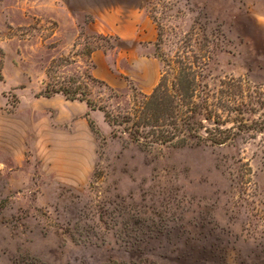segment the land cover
<instances>
[{
    "label": "rangeland",
    "instance_id": "1",
    "mask_svg": "<svg viewBox=\"0 0 264 264\" xmlns=\"http://www.w3.org/2000/svg\"><path fill=\"white\" fill-rule=\"evenodd\" d=\"M60 10L0 0V264H264V0H153L152 54L123 52L104 70L95 51L137 45L61 27ZM184 47L210 50L212 89L233 77L257 90L252 139L147 148L114 137L99 107L129 111L158 85L159 57ZM142 55L155 59L133 67ZM46 93L62 103L47 108Z\"/></svg>",
    "mask_w": 264,
    "mask_h": 264
},
{
    "label": "trees",
    "instance_id": "2",
    "mask_svg": "<svg viewBox=\"0 0 264 264\" xmlns=\"http://www.w3.org/2000/svg\"><path fill=\"white\" fill-rule=\"evenodd\" d=\"M201 51L184 47L170 59L159 57L163 70L158 85L124 114L113 115L99 107L114 128V137L127 136L147 148L232 146L252 139L256 128L244 115L253 112L251 98L257 90L249 86L246 94L241 80L233 77L212 89L206 82L210 73L206 59H211V52ZM80 100L96 109L89 100ZM90 125L94 129L93 121ZM263 131L264 120L258 129Z\"/></svg>",
    "mask_w": 264,
    "mask_h": 264
},
{
    "label": "crops",
    "instance_id": "3",
    "mask_svg": "<svg viewBox=\"0 0 264 264\" xmlns=\"http://www.w3.org/2000/svg\"><path fill=\"white\" fill-rule=\"evenodd\" d=\"M60 7L55 19L62 27L70 24L79 30H87L90 33L114 37L118 44L137 45L126 49L116 45L112 51L97 50L93 53V60L97 69L104 70L116 67L120 63L123 52L125 56L130 54H152L158 39V31L155 23L148 15V7L153 0H56ZM89 17L92 20L88 23ZM118 51L116 63L113 53ZM154 57H144L133 61V67H141L145 61H154ZM112 63V64H111ZM154 90V89H153ZM153 92V91H152ZM60 96L46 97L45 106L54 109L62 103ZM89 109L88 106L86 110ZM85 110V111H86ZM87 114V112H86Z\"/></svg>",
    "mask_w": 264,
    "mask_h": 264
}]
</instances>
